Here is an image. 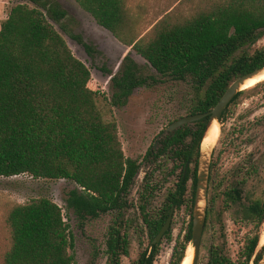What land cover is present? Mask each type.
<instances>
[{"label":"trees","instance_id":"16d2710c","mask_svg":"<svg viewBox=\"0 0 264 264\" xmlns=\"http://www.w3.org/2000/svg\"><path fill=\"white\" fill-rule=\"evenodd\" d=\"M22 1L11 8L0 28V177L27 174L75 182L79 188L70 191L67 204L81 220L116 213L106 238V264H123V256L130 253L129 195L142 164L125 155L117 121L105 118L99 106L102 93L89 86L90 68L55 26L91 51L74 32V16L60 0ZM75 1L161 76L190 81L194 97L188 114L210 110L236 78L264 66V44L258 45L264 38V0H176L148 30L140 29L141 14L129 0ZM186 1L193 5L185 11L181 6ZM123 66L113 77L115 105L125 104L133 90L146 83L129 55ZM207 118L165 133L154 152L145 156L159 168L162 158L172 160L170 175L181 170L158 207L154 194L162 182L152 173L145 175L138 213L149 244L133 264H155L161 241L153 240L171 208L188 206L190 223L170 262L183 263L192 240ZM263 220L264 214L257 228ZM6 223L10 243L1 264H74L72 231L52 198L32 197L12 205ZM164 237L172 238L171 227ZM259 240V233L249 238L234 261L216 251L210 264H258L264 254V245L258 249Z\"/></svg>","mask_w":264,"mask_h":264},{"label":"rangeland","instance_id":"374dc122","mask_svg":"<svg viewBox=\"0 0 264 264\" xmlns=\"http://www.w3.org/2000/svg\"><path fill=\"white\" fill-rule=\"evenodd\" d=\"M175 1L129 0V3L133 10L141 14L140 29L148 30L150 24ZM197 1L193 0L192 2ZM20 2L23 1L0 0V28L11 8ZM60 2L76 19L74 32L81 35L83 41L89 44L92 50L89 51L83 43L59 28L57 24H55L56 28L64 36L73 53L90 68L92 80L89 86L93 89H100L102 96L99 98V106L105 118L117 121L125 155L137 159L142 164L129 195V199L133 203L128 212L132 223L127 224L126 227L130 241V253L122 258L123 264H133L141 249L149 244L146 229L144 233L141 231L143 223L138 213L139 197L145 175L152 173L153 179L162 182L161 190H157L154 194V206L158 207L163 202L167 190L174 186L177 180L176 174L181 170L179 167L176 174L170 175L169 169L174 166L172 160L162 158L160 161L162 167L159 168L157 163L149 159L145 160V156L154 147L156 141L165 134L166 127L172 121L188 114V108L194 97V89L190 81H179L161 76L148 64L145 58L120 42L109 30L99 25L91 14L75 0H60ZM192 2L186 1L182 4V9L188 10L193 5ZM263 44L264 38L258 45ZM126 55L136 62L141 76L146 77V83L136 87L125 104L115 105L112 100L117 89L113 77L123 69ZM254 88L258 89L261 94L256 96L253 103L257 101V98L262 99L263 85L259 86L258 84L252 86L251 89ZM246 97L250 96L246 95ZM250 101L248 100L249 103ZM215 147L217 146H213V148ZM190 184L191 180L189 181L188 196ZM75 188H79V186L68 179H34L27 174L0 177V264L10 243L9 229L6 223L9 209L16 203H24L32 197L39 196L52 198L62 207L65 220L70 225L74 237V246L70 249L74 255V264H106V238L116 213L108 212L99 217H88L81 220L67 204V197L70 191ZM248 189L249 187H247V191ZM249 191H254L255 196H261L264 193L263 191L259 194V190L254 188H250ZM247 193L251 196L249 192ZM238 218L239 215H236L234 210L225 215L224 233L216 223L211 221V226L206 228L203 236L199 264L208 263L209 248L212 244L222 248L225 255L232 260L238 258L248 239L255 233L259 232L261 236L258 249L264 244V224L257 230L252 227V224H246ZM189 223V207L183 206L181 209H175L171 223L172 238L164 237L162 239L155 264H170L174 247L179 238L183 239ZM191 247L192 244L188 246L187 252Z\"/></svg>","mask_w":264,"mask_h":264},{"label":"flooded vegetation","instance_id":"af4514ba","mask_svg":"<svg viewBox=\"0 0 264 264\" xmlns=\"http://www.w3.org/2000/svg\"><path fill=\"white\" fill-rule=\"evenodd\" d=\"M258 84L263 85L262 99L257 98V101L253 103L256 96L261 94L257 87L242 89L221 114L220 135L215 144L217 147L213 148L211 153L206 216L201 244L206 228L211 226V221L216 223L224 233V217L232 210L239 215L240 221L252 224V227L257 230L264 224L263 220L258 228L256 227L258 218L264 214V193L261 196H255L254 191H249L250 188L259 190V194L264 191V81ZM246 95H249L250 99ZM248 100H251L250 103ZM205 117H208L207 127L210 115ZM167 132L169 131L165 130V133ZM162 137L156 141L154 148L150 149L151 152L159 146ZM247 187H249L248 191ZM216 251H220L222 255L231 259L225 255L222 248L212 244L209 248L207 264H210L211 257Z\"/></svg>","mask_w":264,"mask_h":264},{"label":"water","instance_id":"95a60500","mask_svg":"<svg viewBox=\"0 0 264 264\" xmlns=\"http://www.w3.org/2000/svg\"><path fill=\"white\" fill-rule=\"evenodd\" d=\"M262 71H264V66L236 78L229 85V87L224 92L220 100L210 111L204 113L183 115L172 121L165 129L166 131L174 132L176 129L186 124L192 123L205 116L210 115L208 125L205 129L202 138L201 147H200V156L198 160L197 185H196V195H195L194 208H193V221H192L193 224H192V240H191L192 247L194 248V254L191 264H198L199 255H200V245H201V239H202V234L205 224V216H206L210 156L213 147L210 149L209 153L207 151L205 152V150L203 149L204 138L210 126L213 124L215 120H217L220 123L221 114L223 110L228 105V103L234 98V96L239 91L242 90V86L245 84V82L248 79L253 78L256 75L260 74ZM200 203L203 204L201 205ZM174 210H175L174 207H172L165 224L162 226L159 233L153 240L154 243H158L159 241H161L162 237L169 229L172 222V218L174 216ZM258 264H264V254Z\"/></svg>","mask_w":264,"mask_h":264},{"label":"bare ground","instance_id":"6f19581e","mask_svg":"<svg viewBox=\"0 0 264 264\" xmlns=\"http://www.w3.org/2000/svg\"><path fill=\"white\" fill-rule=\"evenodd\" d=\"M264 81V71H262L260 74L256 75L253 78L248 79L245 84L242 86V89H247L248 87H252L260 82ZM220 134V123L215 120L213 124L210 126L203 142V149L205 152H210V149L214 146L216 143L218 137ZM201 205L203 203H200ZM264 239V236H263ZM194 254V248H189L187 255L183 261L182 264H191Z\"/></svg>","mask_w":264,"mask_h":264}]
</instances>
